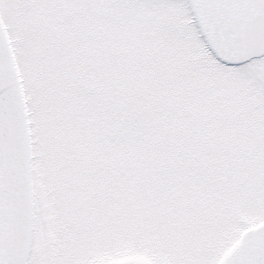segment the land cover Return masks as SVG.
<instances>
[{"label": "snow or ice", "instance_id": "snow-or-ice-1", "mask_svg": "<svg viewBox=\"0 0 264 264\" xmlns=\"http://www.w3.org/2000/svg\"><path fill=\"white\" fill-rule=\"evenodd\" d=\"M0 264H264V0H0Z\"/></svg>", "mask_w": 264, "mask_h": 264}]
</instances>
